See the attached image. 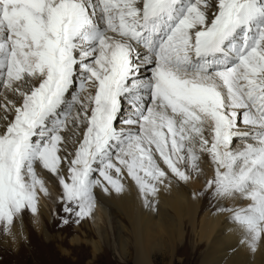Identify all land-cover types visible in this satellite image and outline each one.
Returning a JSON list of instances; mask_svg holds the SVG:
<instances>
[{
    "label": "snow or ice",
    "instance_id": "1",
    "mask_svg": "<svg viewBox=\"0 0 264 264\" xmlns=\"http://www.w3.org/2000/svg\"><path fill=\"white\" fill-rule=\"evenodd\" d=\"M0 101V232L38 212L37 166L79 223L207 154L204 190L264 242V0H0Z\"/></svg>",
    "mask_w": 264,
    "mask_h": 264
},
{
    "label": "bare ground",
    "instance_id": "2",
    "mask_svg": "<svg viewBox=\"0 0 264 264\" xmlns=\"http://www.w3.org/2000/svg\"><path fill=\"white\" fill-rule=\"evenodd\" d=\"M63 134L68 136L70 132ZM36 171L38 178L44 182L46 194L38 193V212L23 217L22 223H18L14 230V236L0 232V245L4 248L19 251L20 244L27 242L26 246L34 250L32 241L38 236L47 244H52L59 235L58 232L56 235L52 233L49 225L55 221L57 209L62 205V189L54 175L39 166ZM211 175L210 171L208 178ZM192 176L186 183L173 181L169 187L150 198L151 207L145 206L143 197L126 174L122 179L125 184L123 193L105 194L96 189V206L91 215L80 223L74 222L73 229L81 231L91 221L97 238H86L83 230L82 236L77 233L72 235L70 242L89 244L95 256L102 250V243L107 244L110 233L114 236L115 250L121 259L129 256L133 264H156L153 260L155 254L172 260L189 231L196 237L198 245L205 246L198 264H264V242H259L255 251L251 250L234 227L228 212L220 211L225 204L232 206L233 202L215 199L214 205L205 206L206 210L201 211L206 194L199 195V192H205L206 180ZM56 217L59 218V215ZM59 248L67 253L64 247Z\"/></svg>",
    "mask_w": 264,
    "mask_h": 264
},
{
    "label": "rangeland",
    "instance_id": "3",
    "mask_svg": "<svg viewBox=\"0 0 264 264\" xmlns=\"http://www.w3.org/2000/svg\"><path fill=\"white\" fill-rule=\"evenodd\" d=\"M90 91H94L90 89ZM87 93L82 94L86 95ZM240 142H237L234 146H239ZM201 170V171H200ZM200 171V172H199ZM204 171V172H203ZM212 172L211 162L209 157L206 154H201L200 161L198 164V170L196 172H190L192 177L201 178L202 181H205L208 178L209 172ZM205 183V182H204ZM202 204L203 208L201 211L206 210L205 206L210 207L216 202L210 193L199 192V195H204ZM210 209V208H209ZM59 215V218L56 216ZM57 215H55V221L52 224H48L50 231L52 233L58 232V237L54 238L52 244H47V242L40 238H35L32 241L35 249L26 246V243L20 244V250L13 251L8 248H4L0 245V264H133L129 256L121 259L115 250L114 245V236L113 234H108V242L102 243V250L99 251L95 256L92 255L91 247L85 242L71 243L70 237L74 234H79L82 236V231L86 238H97L91 228V221H88V228L82 227V230H74V222L76 223V218L69 217L63 211V206L59 205L57 209ZM28 216V213L24 214V218ZM64 219H68V223H63ZM115 219H118L115 217ZM81 222V221H80ZM79 222V223H80ZM29 228V226H28ZM32 234V228L30 229ZM2 233V232H1ZM66 249L65 253L62 248ZM204 244L198 245L197 239L195 236L190 234L188 231L184 241L178 247V252H176L174 258L169 260L166 256L163 258L160 254H155L153 260L156 264H198L200 258L203 256ZM64 252V253H63Z\"/></svg>",
    "mask_w": 264,
    "mask_h": 264
}]
</instances>
